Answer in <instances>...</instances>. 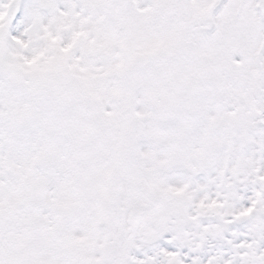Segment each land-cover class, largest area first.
<instances>
[{
	"label": "snow or ice",
	"instance_id": "6c2138e0",
	"mask_svg": "<svg viewBox=\"0 0 264 264\" xmlns=\"http://www.w3.org/2000/svg\"><path fill=\"white\" fill-rule=\"evenodd\" d=\"M0 264H264V0H0Z\"/></svg>",
	"mask_w": 264,
	"mask_h": 264
}]
</instances>
